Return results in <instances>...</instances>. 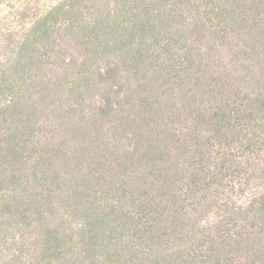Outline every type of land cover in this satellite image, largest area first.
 <instances>
[{
    "label": "trees",
    "instance_id": "trees-1",
    "mask_svg": "<svg viewBox=\"0 0 264 264\" xmlns=\"http://www.w3.org/2000/svg\"><path fill=\"white\" fill-rule=\"evenodd\" d=\"M250 2L0 0V264H264V48L205 101L187 31Z\"/></svg>",
    "mask_w": 264,
    "mask_h": 264
},
{
    "label": "rangeland",
    "instance_id": "rangeland-1",
    "mask_svg": "<svg viewBox=\"0 0 264 264\" xmlns=\"http://www.w3.org/2000/svg\"><path fill=\"white\" fill-rule=\"evenodd\" d=\"M43 4L45 5H54L60 0H41ZM254 0H251L250 4H253ZM234 0H229V5L232 6ZM256 16L255 13H251V16L248 18L247 22L245 23V28L239 32L238 34H235L231 36L229 39L224 40L223 46L221 45V42L217 40L216 34L213 32V29L216 30V28L210 27L209 25L205 24V22H202L197 19H192L189 23V27L187 28V31H193V32H199L202 37L203 41L206 44L208 48H211L212 53L208 54L207 58H205V65L207 67L204 68L203 77L201 80V91L198 92V95L201 96L200 99H204L205 101L209 100V97H214L218 100L216 92H214V88H218V86L226 84L230 82L229 78H234L235 76L229 75L227 70L230 69L229 64V49H237L242 47V40L245 37H249L256 41H261L262 46L261 48H264V36L262 30L264 29L263 26H254L253 21L255 20ZM264 18V16H263ZM233 42V43H231ZM259 49V47H257ZM220 56L221 61L218 62L217 58L215 56ZM122 81L119 82V87L117 88V91L122 94L121 91H123L124 88L120 87ZM140 87L142 90L147 89L149 86L141 82ZM216 85V87L214 86ZM138 89L137 91L141 90ZM136 90V88H134ZM137 97H142V93L139 92V94H136Z\"/></svg>",
    "mask_w": 264,
    "mask_h": 264
}]
</instances>
